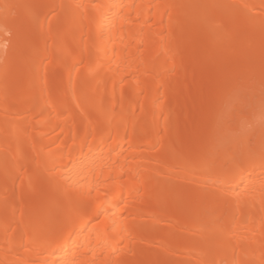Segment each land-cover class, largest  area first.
Listing matches in <instances>:
<instances>
[{"label": "bare ground", "instance_id": "6f19581e", "mask_svg": "<svg viewBox=\"0 0 264 264\" xmlns=\"http://www.w3.org/2000/svg\"><path fill=\"white\" fill-rule=\"evenodd\" d=\"M263 54L264 0H0V264H264V92L229 79Z\"/></svg>", "mask_w": 264, "mask_h": 264}, {"label": "rangeland", "instance_id": "374dc122", "mask_svg": "<svg viewBox=\"0 0 264 264\" xmlns=\"http://www.w3.org/2000/svg\"><path fill=\"white\" fill-rule=\"evenodd\" d=\"M207 10H210V8H208ZM244 46L245 45H243V50H244ZM220 58H223V56H221ZM261 58L263 59L264 58V54L261 56ZM264 60V59H263ZM238 61H239V63H241V65L238 63ZM242 61V62H241ZM249 61H250V59H247V61H246V59H243V58H238V59H236V62L238 63V67H237V64H236V68L237 69H239V70H237V72H236V74L237 75H235V77H232V78H229L230 79V81L232 82V84L234 85L235 84V86L237 87V85H238V87H241V86H248V85H250V83L251 84H253L254 82V84H257V82H259L258 84H260V86L262 87V88H264V85H261V81H262V79L264 78V74L263 73H261V74H259V75H262L263 74V77L261 78V76H260V78H258V75H256L255 73H251V74H249V75H246V76H243V77H240V78H238L239 76H238V74H239V72L242 70V68H244V64H249V66L250 67H252L253 65L251 64V63H249ZM242 63H243V65H242ZM222 64V63H221ZM222 65H224V64H222ZM239 65H240V67H239ZM252 65V66H251ZM242 67V68H241ZM254 68V66L252 67V69ZM219 70L221 71H219L221 74H222V72L224 71L223 69H221V68H219ZM218 72V73H219ZM263 72H264V70H263ZM219 73V74H220ZM237 77V78H236ZM249 80V81H248ZM252 82H251V81ZM264 80V79H263ZM249 82V84H247ZM246 83V84H245ZM263 84H264V81L262 82ZM245 84V85H244ZM240 85V86H239ZM220 86V85H219ZM259 86V85H258ZM259 86V87H260ZM258 87V89H261V90H259V92L261 91V93L262 92H264V89H262L261 87L259 88ZM221 88V87H220ZM219 87H218V89H220ZM201 89V88H200ZM264 94V93H263ZM0 157H1V155H0ZM1 159H2V157H1ZM1 159H0V162H2L1 161ZM1 164V163H0ZM1 166L2 165H0V172H1ZM6 184V182H5V180L4 179H0V185L1 186H5V184ZM3 184V185H2ZM6 192H4V193H7L8 192V190H5ZM35 193H36V195H37V192H31V191H28V192H26L25 193V195L27 196V198L29 199V200H31V201H37V198H35L36 196H35ZM51 193V191H49V192H46V193H43V199H42V202H44V200L46 201H48L49 200V195H51L50 194ZM174 196H178V197H180L181 199H188L189 197H190V193H188V192H186V191H181V192H176V193H174L173 194ZM67 198V197H66ZM65 197L63 198L62 196L61 197H59V198H57V199H66ZM46 201V202H47Z\"/></svg>", "mask_w": 264, "mask_h": 264}]
</instances>
